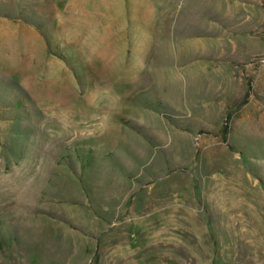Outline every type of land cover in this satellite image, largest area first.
<instances>
[{
    "label": "rangeland",
    "instance_id": "obj_1",
    "mask_svg": "<svg viewBox=\"0 0 264 264\" xmlns=\"http://www.w3.org/2000/svg\"><path fill=\"white\" fill-rule=\"evenodd\" d=\"M0 264H264V0H0Z\"/></svg>",
    "mask_w": 264,
    "mask_h": 264
}]
</instances>
